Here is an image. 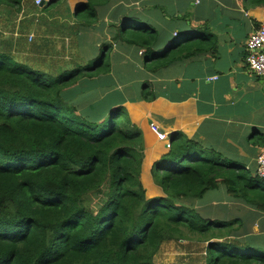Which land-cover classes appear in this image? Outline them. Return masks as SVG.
<instances>
[{
  "label": "trees",
  "instance_id": "trees-1",
  "mask_svg": "<svg viewBox=\"0 0 264 264\" xmlns=\"http://www.w3.org/2000/svg\"><path fill=\"white\" fill-rule=\"evenodd\" d=\"M24 1L30 0H0V21L20 14ZM121 1L77 5L79 25L109 24L110 39L85 65L55 75L20 62L11 42L0 50V264H264V179L255 167L177 132L152 167L164 195L149 198L143 131L126 107L111 105L90 116L80 111L83 99L72 89L110 75L116 45L136 47L144 67L156 73L217 51L206 24L173 33L122 4L114 7ZM94 92L84 100H95ZM156 93L144 83L140 99L154 100ZM223 188L251 218L195 206ZM184 238L196 244L185 247ZM174 243L187 253L158 260Z\"/></svg>",
  "mask_w": 264,
  "mask_h": 264
},
{
  "label": "crops",
  "instance_id": "crops-1",
  "mask_svg": "<svg viewBox=\"0 0 264 264\" xmlns=\"http://www.w3.org/2000/svg\"><path fill=\"white\" fill-rule=\"evenodd\" d=\"M83 1L54 0L48 9L35 5L33 0L24 1L22 12L16 13L20 21L18 31L12 34L17 39L11 45L17 50V59L58 75L97 57L99 53L83 57L86 47L83 38L94 34L99 36L97 39H104L109 24L79 25L74 12ZM133 1L122 0L114 7ZM155 1L159 2L158 8L145 9L138 15L173 33L184 30L189 23L206 24L215 35L218 48L216 52L179 61L157 73L148 71L141 59H132V66H139L143 71L137 82L155 88L154 100L126 93L124 87L135 80L121 85L109 75L95 95L92 103L97 104L102 100L98 98L110 90L105 83H112L117 85V96L126 97L114 99L104 109L122 103L132 121L142 129L145 141L142 180L149 198L164 195L154 181L152 166L169 151L166 141L158 139L151 130V123L167 133L171 143L173 135L182 132L250 168H256V158L264 148V80L249 71L245 63L246 41L264 21V4L258 5L255 0H139L134 3L149 7ZM161 7L166 8L168 15ZM51 9L54 12H49ZM184 13L190 14L187 21L170 18ZM110 17L108 14L106 20ZM58 41L63 42V49L57 48ZM52 43H56V50H51ZM101 43L91 44L95 53ZM5 48L3 45L0 50ZM114 68L113 64V71Z\"/></svg>",
  "mask_w": 264,
  "mask_h": 264
},
{
  "label": "rangeland",
  "instance_id": "rangeland-1",
  "mask_svg": "<svg viewBox=\"0 0 264 264\" xmlns=\"http://www.w3.org/2000/svg\"><path fill=\"white\" fill-rule=\"evenodd\" d=\"M154 4L159 5V2L155 1L149 7H145L142 4L135 5L133 1V2L127 3L125 8L133 13L135 12L138 15V13L141 14V12H144L145 9L146 10L154 9L153 7ZM54 10L55 9H51L49 12H54ZM2 13H3V10L1 14ZM19 22L20 21L18 20V15L16 14L11 15V21H8L6 19H4L3 21H0V49L1 47H3V45L6 46L7 42H11L12 45H14V42L17 41V39L13 38L12 34L15 31H18L17 29L19 27ZM108 33L109 32L107 30L105 33L104 39L102 38L97 39L96 37H99V36L94 35V34L85 35L82 41L85 44L84 46H86L83 48V57L85 58L86 56H91V55L94 56L97 53H99V49L96 50V53L94 52L91 44H96L99 41L101 42L108 41ZM100 34L103 35L102 32ZM96 40H99V41H96ZM117 47H120V48L119 49L114 48V50L111 52V56L108 57V59L112 61V63L115 66L114 71L109 76L114 81H118V83L121 85L131 83L133 80H135V82H133L129 87H126V88L124 87V89L127 91L126 92L124 90V92H126L129 95L137 94L138 97H140L144 83L142 82L138 83L137 81L141 79V76L139 74H141L143 71L139 69L140 68L139 66H137V68L133 67L132 61H131L132 59H135V58H138V60L141 59L139 50L136 47H130V46H125V45L124 46L117 45ZM57 48L63 49L62 41H58ZM10 50H12L13 54L18 57L17 50L15 48L10 49ZM51 50H56V43L51 44ZM105 80H106V75H103L101 80H97V78H94L89 81H84L80 85L78 84L72 89L73 94L76 93L78 97H81V99H83L80 104L82 106V109H80V111L85 116H90L91 114L97 115L98 113L102 111V109L105 106L113 102L114 99H126L125 96L123 98H121L120 96L119 97L117 96V93H118L117 87H116L117 85L115 86V84H112V83H105V85H107L110 88V90L108 91V93L98 98L102 100L96 104L98 107L94 109L95 111H90L88 107L91 104H94L92 103L94 100L90 102L84 99H88L87 93L90 90L96 89L94 92V95H96L99 91V87L101 86V82H104ZM153 89L155 90L154 87ZM144 151H145V148H144ZM97 199L98 198H96L95 200ZM214 202L216 203L214 204ZM239 203L240 202L238 200H236L233 196L228 195L227 192L214 191V192H210L209 194H206L203 198L198 199L195 203V206H198L201 212H205L207 214L220 213L218 215L220 216V215H224L225 212L229 211L230 213L235 214L233 216H246L248 219L251 218L252 217L251 215L244 213L245 208L244 207L240 208ZM215 216L216 215H212V217H215ZM261 218H264V217L262 216ZM255 227L256 229H258V225H256ZM192 240L193 239L191 238H187V239L184 238L183 241L181 240L182 245H185V247H189V246H192L193 244H196V242H192ZM187 250H188L187 248L183 249L179 245L174 243L169 246V249L163 255L158 256L157 259L160 261H164V262H172L175 259H177L179 255L186 254Z\"/></svg>",
  "mask_w": 264,
  "mask_h": 264
},
{
  "label": "built area",
  "instance_id": "built-area-1",
  "mask_svg": "<svg viewBox=\"0 0 264 264\" xmlns=\"http://www.w3.org/2000/svg\"><path fill=\"white\" fill-rule=\"evenodd\" d=\"M42 1L46 0H35V3L39 5ZM245 63L249 71L264 80V21L254 29L246 41ZM150 128L158 139L166 141L167 148H170L168 134L162 132L155 123H151ZM256 171L264 179V148L256 158Z\"/></svg>",
  "mask_w": 264,
  "mask_h": 264
},
{
  "label": "clouds",
  "instance_id": "clouds-1",
  "mask_svg": "<svg viewBox=\"0 0 264 264\" xmlns=\"http://www.w3.org/2000/svg\"><path fill=\"white\" fill-rule=\"evenodd\" d=\"M45 3H48V2H50V0H48V1H44ZM45 3H44V5H45ZM36 4V3H35ZM37 5V4H36ZM39 6H40V4H39ZM41 7V6H40ZM44 7V6H43ZM169 138V137H168ZM171 142V141H170ZM168 149H170V148H168Z\"/></svg>",
  "mask_w": 264,
  "mask_h": 264
},
{
  "label": "water",
  "instance_id": "water-1",
  "mask_svg": "<svg viewBox=\"0 0 264 264\" xmlns=\"http://www.w3.org/2000/svg\"><path fill=\"white\" fill-rule=\"evenodd\" d=\"M44 3H45V2L42 1V2L40 3V6L43 7V6H44Z\"/></svg>",
  "mask_w": 264,
  "mask_h": 264
}]
</instances>
